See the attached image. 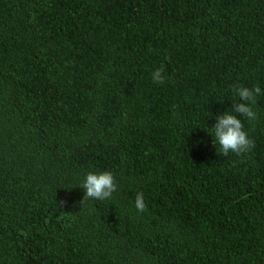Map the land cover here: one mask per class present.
<instances>
[{
  "label": "trees",
  "instance_id": "trees-1",
  "mask_svg": "<svg viewBox=\"0 0 264 264\" xmlns=\"http://www.w3.org/2000/svg\"><path fill=\"white\" fill-rule=\"evenodd\" d=\"M106 169L110 217L80 198ZM0 264H264V0H0Z\"/></svg>",
  "mask_w": 264,
  "mask_h": 264
},
{
  "label": "clouds",
  "instance_id": "clouds-1",
  "mask_svg": "<svg viewBox=\"0 0 264 264\" xmlns=\"http://www.w3.org/2000/svg\"><path fill=\"white\" fill-rule=\"evenodd\" d=\"M255 15V13L251 12L245 13L239 18L237 23L242 25L253 19ZM152 80L157 84L165 82L162 68H157L153 71ZM234 91L239 96L240 101H242L233 106L234 112L246 117L250 121L257 119V113L254 111L253 105L256 103L257 96L261 94V88L259 86H253L252 88L239 86ZM212 128L214 137L220 145V155L233 153L241 156L255 147L254 141L244 131L243 123L237 115L224 112L216 116V123ZM80 186V198L83 202L81 207L90 208L95 213L107 214L109 217L112 215L107 207L108 199L117 191V182L112 172L107 169L99 173L88 172ZM65 203L66 201L60 200L56 202V206L58 204L62 207ZM89 203L92 205H89ZM135 208L141 213L147 210L143 193L136 195Z\"/></svg>",
  "mask_w": 264,
  "mask_h": 264
}]
</instances>
